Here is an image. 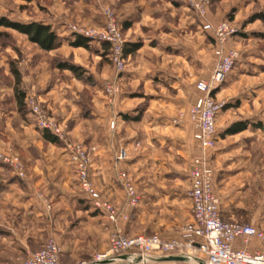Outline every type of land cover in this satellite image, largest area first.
<instances>
[{"label":"rangeland","instance_id":"374dc122","mask_svg":"<svg viewBox=\"0 0 264 264\" xmlns=\"http://www.w3.org/2000/svg\"><path fill=\"white\" fill-rule=\"evenodd\" d=\"M208 6L209 22H227L235 30L223 49L239 52L211 92L224 104L210 152L214 193L226 221L264 232V0H211ZM106 10L118 23L123 50L139 46L126 57L122 52L121 73L100 42L89 39L88 48L70 45L74 28L102 31ZM0 19L49 25L60 43L43 51L0 27V154L17 160L23 174L0 162V176L20 183L16 202H0V264H24L50 239L62 252L88 248V257L76 255L77 261H88L108 250L117 231L127 237H180L190 223L189 172L199 155L187 117L202 96L196 84L209 81L214 71L217 47L192 6L187 0H0ZM64 64L77 66L81 76L59 68ZM113 83L117 90L110 94L107 86ZM16 94L24 95L22 104ZM31 105L63 129L66 143L94 149L90 181L98 199L114 209L115 222L96 210L80 187L67 145L42 139ZM237 122L246 128L223 135ZM122 147L129 155L124 170L117 161ZM100 157L107 178L95 180L93 162ZM121 170L134 179L140 200L135 207L127 206L117 181ZM25 190L35 205L28 211L20 206L27 205ZM205 262L196 255L180 264Z\"/></svg>","mask_w":264,"mask_h":264},{"label":"built area","instance_id":"2783aa9c","mask_svg":"<svg viewBox=\"0 0 264 264\" xmlns=\"http://www.w3.org/2000/svg\"><path fill=\"white\" fill-rule=\"evenodd\" d=\"M202 22L203 30L213 35L217 43L215 56L216 63L209 81L201 80L196 84V90L202 94L190 108L188 121L191 126L192 139L195 141L198 156L190 166L188 198L191 203L192 220L184 225L180 237L176 239H161L156 236L127 237L117 231L109 238V248L103 255H96L91 260L77 261L74 264H152L153 256L194 258L196 255L205 257V264H264V248L250 249L253 242H264V232L255 226L238 222L226 221L220 212V200L214 193V174L210 168L211 151L216 146L217 124L216 118L223 110V102L215 100L211 94L216 90L224 78L234 67L239 58V52L229 49L226 52L223 45L233 37L235 30L227 22L212 24L206 19L208 5L211 0H187ZM104 29L102 31H79L76 35L83 36L100 43H107L111 63L117 73L124 67L123 46L118 23L111 10L104 14ZM117 90L115 83L107 86V91L113 94ZM31 113L37 117L38 129L49 132L57 140L67 145L70 161L75 165L78 182L96 210L103 211L112 222L117 215L112 206L98 199V194L90 181L88 172L89 153L80 144L65 142L63 129L52 122L37 106L31 105ZM117 161L126 160V152L121 149ZM0 162L13 166L23 176L17 166V160L7 159L0 154ZM116 178L126 196L129 208L140 203L134 179L126 171H118ZM60 246L52 239L46 241L41 250L31 253L24 264H64L61 261ZM125 256L116 262H107L110 259Z\"/></svg>","mask_w":264,"mask_h":264},{"label":"trees","instance_id":"16d2710c","mask_svg":"<svg viewBox=\"0 0 264 264\" xmlns=\"http://www.w3.org/2000/svg\"><path fill=\"white\" fill-rule=\"evenodd\" d=\"M0 27H4L6 29H11L18 34L24 35L28 41L35 44L37 47H39L43 51H53V49L57 48L59 46V41L57 40L56 32L51 29L49 25L43 24V23H35V22H27V23H18L11 20H5L0 19ZM75 40L70 43V45L74 48H88V42L89 39L85 37H81L79 35H75ZM101 47L106 53L109 49V46L107 43L102 42ZM139 49L138 45H130L128 49L123 50L124 57H126L128 54L134 53L136 50ZM104 55V54H103ZM59 68L63 70H69L71 71L76 77L81 76L80 69L77 66H74L72 64H64L59 65ZM18 79V77H16ZM24 99L23 94H16V100L19 104H22ZM130 118H127L124 116V120H128ZM132 120L137 121L138 118H133ZM246 128V125L244 123H235L232 125L231 128L225 131L223 135H232L239 132H242ZM258 128H261V125H258ZM41 136L42 139L50 144L56 145L57 139L56 137H53L49 132L45 130H41Z\"/></svg>","mask_w":264,"mask_h":264},{"label":"crops","instance_id":"0c3cea01","mask_svg":"<svg viewBox=\"0 0 264 264\" xmlns=\"http://www.w3.org/2000/svg\"><path fill=\"white\" fill-rule=\"evenodd\" d=\"M120 149H123L126 152V160L118 162L121 165L120 166L121 169L124 170L125 166L127 165V162L129 161V155H128V151H127L126 148L122 147ZM100 153L101 152L95 153L93 155V157L97 156ZM102 164H104L103 160H102V157H100L99 159L98 158L95 159V161L93 162L94 172L92 173V175L95 176V180H97V179H106L107 178V174L103 170V165ZM19 185H20V183L17 180H15L14 178H6V177H1L0 176V199H1L0 202L3 201V199L7 200V199H10V198H11L10 199L11 202L13 200L16 202L17 195H18L17 193H19V189H20L18 187ZM26 190H25L26 196H25L24 200L27 203V205H24V203H21L20 206L24 207V208L26 207V209L28 211L35 205L32 202L33 201L32 200L33 196L30 195V194L28 195ZM106 190H107L106 194L111 197L112 193H110L111 192L110 191V187H108L107 185H106ZM15 202H13L14 205H19V204L15 203ZM38 210H37L38 212H40V213L42 212L40 215H43L44 211H41L40 206L38 207ZM190 210H191V206H190ZM32 213H34V211H32ZM43 216L48 221V217L46 216V214H44ZM91 220L93 221L94 218H91ZM191 220H192V213H191V215H189V221H191ZM4 227L6 228V225H4ZM80 248L78 247V252H77V249L75 247L73 248V250L71 249V251L63 249V252H62V255H61V261L64 264H74V262L77 261L76 260V255H78L77 253H79L80 257H88L89 249L88 248H84L83 251H80ZM263 248H264V243H260V242H256V241L251 243V245H250V249H252V250H258V249H263ZM152 258H153L152 264H180L181 263V261H177V262L176 261H171V260H168L167 257L160 258V257H158L156 255L153 256ZM189 261H190V259H189Z\"/></svg>","mask_w":264,"mask_h":264},{"label":"water","instance_id":"95a60500","mask_svg":"<svg viewBox=\"0 0 264 264\" xmlns=\"http://www.w3.org/2000/svg\"><path fill=\"white\" fill-rule=\"evenodd\" d=\"M125 258V256H120V257H118V258H113V259H110V260H108L107 262H116V261H118L119 259H124ZM168 258V260H171V261H182V260H185V259H188V258H184V257H177V258H172V257H167Z\"/></svg>","mask_w":264,"mask_h":264}]
</instances>
